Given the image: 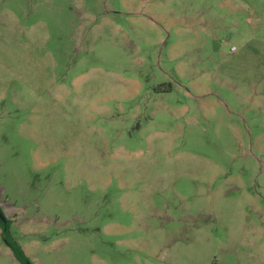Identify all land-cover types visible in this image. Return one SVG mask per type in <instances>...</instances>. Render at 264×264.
<instances>
[{
	"label": "rangeland",
	"instance_id": "1",
	"mask_svg": "<svg viewBox=\"0 0 264 264\" xmlns=\"http://www.w3.org/2000/svg\"><path fill=\"white\" fill-rule=\"evenodd\" d=\"M0 208L32 264H264V0H0Z\"/></svg>",
	"mask_w": 264,
	"mask_h": 264
},
{
	"label": "trees",
	"instance_id": "2",
	"mask_svg": "<svg viewBox=\"0 0 264 264\" xmlns=\"http://www.w3.org/2000/svg\"><path fill=\"white\" fill-rule=\"evenodd\" d=\"M0 211L3 213L1 208ZM0 227L2 228V238L4 243L12 250L17 261L20 264H32L22 247L12 237L10 232V221L7 219V222L5 224L0 220Z\"/></svg>",
	"mask_w": 264,
	"mask_h": 264
},
{
	"label": "water",
	"instance_id": "3",
	"mask_svg": "<svg viewBox=\"0 0 264 264\" xmlns=\"http://www.w3.org/2000/svg\"><path fill=\"white\" fill-rule=\"evenodd\" d=\"M0 220L3 222V223H5L6 224V222H7V219H6V217H5V215H3V213L0 211Z\"/></svg>",
	"mask_w": 264,
	"mask_h": 264
}]
</instances>
